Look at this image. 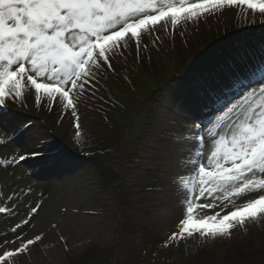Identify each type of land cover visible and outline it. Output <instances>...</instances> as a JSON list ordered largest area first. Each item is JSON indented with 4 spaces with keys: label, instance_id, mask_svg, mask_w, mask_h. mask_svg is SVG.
<instances>
[{
    "label": "snow or ice",
    "instance_id": "snow-or-ice-1",
    "mask_svg": "<svg viewBox=\"0 0 264 264\" xmlns=\"http://www.w3.org/2000/svg\"><path fill=\"white\" fill-rule=\"evenodd\" d=\"M233 6L264 18V0H0V148L11 152L0 156V215L12 221L0 236V264H30L33 248L45 243L43 231L28 234L43 211V192L33 202L31 177L20 170L29 160L55 167L60 155L43 120L6 123L9 110L26 106L25 89L28 109L57 111V126L70 127L79 147L88 113L116 104L105 99V85L129 62L128 50L139 60L151 37L163 46L160 33L183 38ZM226 37L174 78L155 81L157 115L126 165L133 178L164 176L155 191L180 213L166 244L231 240L264 224V33L251 54L242 34ZM25 141L30 147L18 150ZM22 206L27 211L17 220ZM58 240L67 244L63 235Z\"/></svg>",
    "mask_w": 264,
    "mask_h": 264
},
{
    "label": "rangeland",
    "instance_id": "rangeland-1",
    "mask_svg": "<svg viewBox=\"0 0 264 264\" xmlns=\"http://www.w3.org/2000/svg\"><path fill=\"white\" fill-rule=\"evenodd\" d=\"M262 33L264 18L233 6L202 23L200 30L189 27L183 38L176 35L173 40L160 33L163 46L153 45L155 36L151 37L149 49L141 52L139 60L134 48L128 50L129 62H121L119 74H109L105 85V99L111 95L116 104L105 103L100 111L88 113L79 147L70 127L57 126V111L48 114L42 108L28 109L32 93L25 89L26 106L21 112L9 110L6 123L43 120L52 129L51 147L60 154L55 167L29 160L20 170L31 177L35 195L30 199L34 202L43 192L44 201L28 234L43 231L46 239L33 248L30 264H71V259L92 246L104 249L105 257L109 254L101 264H226L229 255L243 256L244 251L257 252L259 263L264 264V224H250L247 232L237 230L231 240L189 238L166 244L180 213L173 200L161 199L155 191L164 184V176L147 172L133 178L126 168L157 115L160 96L155 81L174 78L171 73L190 65L201 51L225 36L233 40L242 34L251 54ZM16 147L23 150L30 145L25 141ZM10 154L9 149L0 148V156ZM98 159L103 165L98 166ZM6 183L16 186L14 181ZM26 211L22 206L16 219L23 218ZM11 223L0 215V236L10 230ZM60 235L67 238L66 245L58 240ZM256 263L249 260V264Z\"/></svg>",
    "mask_w": 264,
    "mask_h": 264
},
{
    "label": "trees",
    "instance_id": "trees-1",
    "mask_svg": "<svg viewBox=\"0 0 264 264\" xmlns=\"http://www.w3.org/2000/svg\"><path fill=\"white\" fill-rule=\"evenodd\" d=\"M100 151L101 150H97V154L101 153ZM101 161L102 159L97 160L98 166L103 165ZM104 170H106V168H104ZM110 175L112 177L113 173H110ZM237 245L239 246V244ZM105 254L106 251L104 249L92 246L85 249L80 256L73 259L70 258L71 259L70 262L71 264H101L99 262L105 257ZM107 256L105 257V259L107 258ZM229 256H231L230 261L227 262L226 264H249V260L250 261L256 260V262L260 264L258 260L261 259L258 253L255 251H251L249 253H246V251H244L243 256L234 255V254H231ZM245 257L248 258L249 260H246Z\"/></svg>",
    "mask_w": 264,
    "mask_h": 264
}]
</instances>
